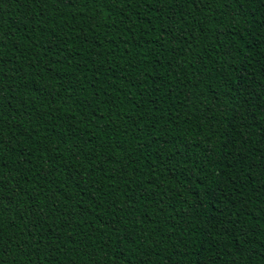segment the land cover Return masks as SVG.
Segmentation results:
<instances>
[{"label": "trees", "instance_id": "1", "mask_svg": "<svg viewBox=\"0 0 264 264\" xmlns=\"http://www.w3.org/2000/svg\"><path fill=\"white\" fill-rule=\"evenodd\" d=\"M0 264H264V0H0Z\"/></svg>", "mask_w": 264, "mask_h": 264}]
</instances>
